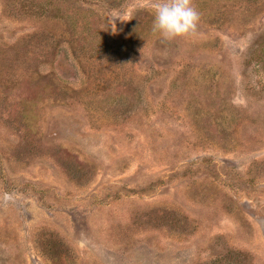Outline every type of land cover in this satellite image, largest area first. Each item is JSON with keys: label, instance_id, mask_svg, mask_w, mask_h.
I'll return each instance as SVG.
<instances>
[{"label": "rangeland", "instance_id": "1", "mask_svg": "<svg viewBox=\"0 0 264 264\" xmlns=\"http://www.w3.org/2000/svg\"><path fill=\"white\" fill-rule=\"evenodd\" d=\"M0 0V264H264V0Z\"/></svg>", "mask_w": 264, "mask_h": 264}, {"label": "clouds", "instance_id": "2", "mask_svg": "<svg viewBox=\"0 0 264 264\" xmlns=\"http://www.w3.org/2000/svg\"><path fill=\"white\" fill-rule=\"evenodd\" d=\"M200 15L192 0H162L156 7L152 32L164 40H173L195 32Z\"/></svg>", "mask_w": 264, "mask_h": 264}]
</instances>
